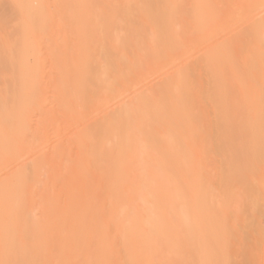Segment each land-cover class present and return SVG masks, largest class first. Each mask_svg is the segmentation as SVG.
Segmentation results:
<instances>
[{"label": "rangeland", "instance_id": "1", "mask_svg": "<svg viewBox=\"0 0 264 264\" xmlns=\"http://www.w3.org/2000/svg\"><path fill=\"white\" fill-rule=\"evenodd\" d=\"M53 1L0 0V264H264V0Z\"/></svg>", "mask_w": 264, "mask_h": 264}, {"label": "bare ground", "instance_id": "2", "mask_svg": "<svg viewBox=\"0 0 264 264\" xmlns=\"http://www.w3.org/2000/svg\"><path fill=\"white\" fill-rule=\"evenodd\" d=\"M63 2H68V1L55 0L52 3H54L56 5H61ZM96 2H97V4L95 6H93V7L79 9L78 14L75 15V19H80L81 21H83L86 24L87 29H90V27L93 28V27H95L94 25H99L102 22H107V21H110V20L111 21L112 20L121 21L122 24L124 25L125 30H127V31L130 30L133 26H135V24L140 23L142 25V23H143L144 12H143V8L142 7H139V8H137L134 11L130 10V11H127V12H124V13L120 14V13H116L114 11V9L110 6L113 3V0H97ZM128 13H130V14H128ZM140 34H139L138 38L136 36V38H137L136 42H138V43H136L133 46L129 43V45H131L132 47L129 46L128 43L120 45V46H116V47L114 46V48H112L113 47L112 46L111 47L112 49H109V50L106 47L107 51L104 49L105 52H107L106 55L107 56L109 55V57H110V54L122 53L123 54V58L125 59L124 60V67L125 68L130 69V70L140 68L143 65L144 60H145L144 37L142 35L143 33H140ZM132 39L135 40V37L133 38V36H132ZM104 50H103L102 53H105ZM98 54H99V51H98ZM1 100H3V99H1ZM5 101L4 100L2 101V103L4 105H5V103H4ZM1 105H0V115H2V118H6L7 117V119H9L7 114H6V112L3 113V111H1L2 107H4V106H1ZM6 107L7 106L5 105L4 108H6ZM7 119H5V121ZM2 120H4V119H2ZM0 122H2V121H0Z\"/></svg>", "mask_w": 264, "mask_h": 264}]
</instances>
